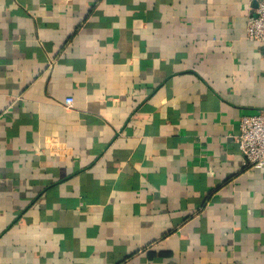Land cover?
Returning <instances> with one entry per match:
<instances>
[{
    "label": "crops",
    "instance_id": "crops-1",
    "mask_svg": "<svg viewBox=\"0 0 264 264\" xmlns=\"http://www.w3.org/2000/svg\"><path fill=\"white\" fill-rule=\"evenodd\" d=\"M255 6L0 0V264H264Z\"/></svg>",
    "mask_w": 264,
    "mask_h": 264
},
{
    "label": "built area",
    "instance_id": "built-area-1",
    "mask_svg": "<svg viewBox=\"0 0 264 264\" xmlns=\"http://www.w3.org/2000/svg\"><path fill=\"white\" fill-rule=\"evenodd\" d=\"M253 13L247 18L246 38L264 42V0H255ZM66 105L72 103L67 98ZM235 141L243 154L242 168L264 167V109L242 114Z\"/></svg>",
    "mask_w": 264,
    "mask_h": 264
}]
</instances>
